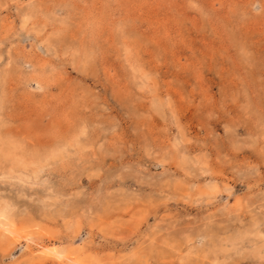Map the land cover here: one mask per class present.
I'll list each match as a JSON object with an SVG mask.
<instances>
[{"label": "rangeland", "instance_id": "rangeland-1", "mask_svg": "<svg viewBox=\"0 0 264 264\" xmlns=\"http://www.w3.org/2000/svg\"><path fill=\"white\" fill-rule=\"evenodd\" d=\"M1 221L0 264H264V0H0Z\"/></svg>", "mask_w": 264, "mask_h": 264}, {"label": "bare ground", "instance_id": "bare-ground-1", "mask_svg": "<svg viewBox=\"0 0 264 264\" xmlns=\"http://www.w3.org/2000/svg\"><path fill=\"white\" fill-rule=\"evenodd\" d=\"M3 221H5V220H3ZM3 221L0 222V230L3 232V234L6 233L7 236L11 235L12 237L15 236L17 234L16 231L11 227L7 228L5 226V223L2 224ZM68 257H69L68 255H66V256L64 255L63 251H61V252L58 251L57 246H55V245H48V246L42 248V260H44V259H56V260L59 259L60 263L63 260L62 262L64 264H80L79 261L72 260V259L70 260Z\"/></svg>", "mask_w": 264, "mask_h": 264}]
</instances>
